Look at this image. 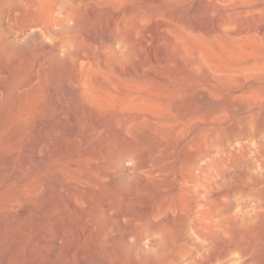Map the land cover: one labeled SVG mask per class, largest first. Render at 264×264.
<instances>
[{
    "label": "rangeland",
    "instance_id": "374dc122",
    "mask_svg": "<svg viewBox=\"0 0 264 264\" xmlns=\"http://www.w3.org/2000/svg\"><path fill=\"white\" fill-rule=\"evenodd\" d=\"M201 1L161 0L164 15L140 8L120 30L113 15L143 1L0 0V264H264V0ZM103 33L120 41L98 44ZM102 60L140 71L143 100L122 110H139L152 122L144 133L163 136L99 185L88 178L100 159L84 154L98 143L80 92L83 69L96 74ZM68 127L83 137L71 143L79 167L35 159ZM108 194L119 212L139 205V242L107 240L119 230L107 223Z\"/></svg>",
    "mask_w": 264,
    "mask_h": 264
},
{
    "label": "bare ground",
    "instance_id": "6f19581e",
    "mask_svg": "<svg viewBox=\"0 0 264 264\" xmlns=\"http://www.w3.org/2000/svg\"><path fill=\"white\" fill-rule=\"evenodd\" d=\"M144 2L145 5L141 6V7H134L131 9H127L122 11L121 13H116L113 15L112 20H111V24L113 27L117 28V29H124L125 25L128 23V21H130L135 14L140 12V8L142 9V13L145 14L146 16H150L151 18L156 16L157 14L159 15V13H162L163 15L167 12L166 8H162L160 5L161 0H141ZM203 0L200 3L204 4ZM233 1V0H232ZM231 1V2H232ZM164 3V1H163ZM218 3V2H217ZM263 10V9H262ZM56 11L52 10L51 12H49V14L47 15L48 18L51 17V19L53 18V13ZM264 12V11H263ZM161 14V16H162ZM169 14V13H168ZM140 15V13L138 14ZM157 15V16H158ZM143 16V15H142ZM170 16V15H169ZM168 16V17H169ZM139 18V17H138ZM141 18V17H140ZM130 19V20H129ZM150 19V18H149ZM147 20V19H146ZM151 20V19H150ZM159 20V19H158ZM42 23H45L44 19L40 20ZM148 21V20H147ZM189 22V20H187ZM182 22V20H181ZM158 23V22H157ZM179 24V23H178ZM231 24V23H230ZM109 25V26H110ZM164 25V24H163ZM171 25V23H170ZM170 25H166L165 28H169L170 29ZM181 25V24H179ZM109 26L106 25V29H109ZM161 26V24H160ZM173 26V25H171ZM176 26V25H175ZM156 25H153V29L157 30ZM178 27V26H177ZM199 29L202 31H208V29H206V27H202L199 26ZM161 28V27H160ZM164 28V27H163ZM183 28V27H182ZM191 29V27H189ZM220 28V27H219ZM168 29V30H169ZM185 29V28H184ZM190 29L188 31H190ZM212 29V28H211ZM162 30V29H161ZM210 30V29H209ZM221 30V29H220ZM223 30V29H222ZM261 30V29H260ZM193 31V30H192ZM171 32V31H170ZM187 32V31H186ZM197 32V31H196ZM212 32V30L210 31ZM188 33V32H187ZM198 33V32H197ZM200 33V32H199ZM207 33V32H206ZM209 33V32H208ZM195 34V31H194ZM219 34V33H218ZM224 34V33H223ZM222 34V35H223ZM246 34V33H245ZM249 34V33H248ZM199 35V34H198ZM233 36V35H232ZM94 37V36H93ZM135 37V36H134ZM200 37V36H199ZM259 37V36H258ZM263 37V36H262ZM180 38V37H179ZM247 38V37H246ZM260 38V37H259ZM264 38V37H263ZM95 41H97L98 44L103 43L104 41H108L109 44L113 43L115 40L116 41H120V37L119 36H115L112 37L110 35V33H103L101 37H95L94 38ZM207 40V39H206ZM264 40V39H263ZM182 41V40H181ZM263 42V41H262ZM184 44V43H183ZM101 46V45H100ZM199 46V45H198ZM138 48V47H137ZM144 48V47H143ZM202 48V47H201ZM135 50H136V46H135ZM183 50V49H182ZM142 52V51H141ZM182 52V51H181ZM139 53V52H138ZM203 53V52H202ZM203 56V55H202ZM201 56V57H202ZM200 57V56H199ZM92 59V58H91ZM112 59V58H111ZM200 59V58H199ZM109 60V59H107ZM193 60V59H192ZM203 60V58H202ZM84 61V60H83ZM82 61V63H84ZM87 61V60H86ZM198 61V59H197ZM91 62V61H90ZM89 62V63H90ZM200 62V60H199ZM205 62V60H204ZM105 60H102L101 63H99V66L97 68V72L96 74H90V72L92 70H90L88 67L83 69V72H85L90 79L89 83L85 84V80L82 82L85 85L81 88V96L83 98V100L88 104V113L86 115L85 118V123L87 125V127L89 128V133H88V141H90V143L92 144V142L98 143V147H96V149H90L86 150V152L84 154H87V156H91L93 154L97 155L99 157V161L95 162L92 161L91 165H90V172L91 174L88 175V178H92L93 180H95L99 185H101L102 181L104 180H109L112 177L111 171H115L123 162H128L131 164H136L137 162V156L140 153V151H142L143 149H145L144 147L147 148L148 143L151 146V144L153 143V145L159 141L161 138H157V135L155 134H145L144 133V127L146 126V124L150 125L149 121H146L147 118H145L142 113L139 110H136L132 113H126L125 111H123L122 109L126 108L127 106L130 107L131 104L132 105H139L141 103V100H143V95H142V90H141V84H140V71H135V72H124V70H120L118 68H115V66H108V63ZM113 64V63H112ZM257 64V63H256ZM111 65V64H110ZM140 65V64H139ZM201 65V64H199ZM203 65V64H202ZM255 65V64H253ZM258 65V64H257ZM81 66V65H79ZM93 66V65H92ZM141 66V65H140ZM198 66V65H197ZM96 67V66H94ZM93 67V68H94ZM139 67V66H137ZM142 67V66H141ZM199 67V66H198ZM206 67V66H205ZM81 68V67H80ZM91 68V67H90ZM140 68V67H139ZM209 68V67H208ZM247 68V67H246ZM249 68V67H248ZM253 68V67H252ZM256 68V67H254ZM260 68V67H259ZM122 69V68H121ZM142 69V68H141ZM140 69V70H141ZM210 69V68H209ZM245 69V68H244ZM80 70V69H79ZM133 70V69H132ZM253 70V69H252ZM78 71V68H77ZM95 71V68L93 70V72ZM134 71V70H133ZM223 72V71H222ZM81 73V72H80ZM210 73V72H209ZM224 73V72H223ZM234 73V72H233ZM220 74V73H219ZM82 75V74H81ZM204 75V74H203ZM213 75V74H212ZM200 76V75H199ZM228 76H231L228 74ZM86 77V76H85ZM84 77V78H85ZM187 77V76H186ZM184 76V78H186ZM217 78V77H216ZM82 79V78H81ZM211 79V78H210ZM136 81L135 87L130 89L127 88L126 86L129 84V81ZM76 81V80H75ZM192 81V79H191ZM214 82V81H213ZM76 84V82H75ZM78 84V83H77ZM81 84V83H80ZM127 84V85H126ZM133 84V83H132ZM130 85V84H129ZM195 85V84H194ZM75 86V85H74ZM133 86V85H132ZM185 86V85H184ZM191 88V86H190ZM237 88V87H236ZM77 89V88H76ZM188 89V88H187ZM250 89V88H249ZM254 89V88H253ZM151 90V89H150ZM192 90V89H191ZM194 90V89H193ZM245 92V91H244ZM247 92V91H246ZM78 93V94H80ZM172 93V92H171ZM189 93V92H188ZM220 93V92H219ZM213 94V93H212ZM245 94V93H244ZM180 95V94H179ZM178 95V96H179ZM202 95V94H201ZM205 95V94H204ZM223 95V94H222ZM246 95V94H245ZM243 95V96H245ZM170 96V95H169ZM196 96V95H195ZM219 96V95H218ZM241 96V95H240ZM202 97V96H201ZM199 98V97H198ZM217 98V97H216ZM220 98V97H218ZM232 98V96H231ZM238 98V97H237ZM185 99V98H184ZM171 100V99H170ZM183 100V99H182ZM234 100V99H233ZM194 101V100H193ZM144 102V101H143ZM167 102V101H166ZM171 102V101H170ZM59 103V102H58ZM146 103V102H144ZM185 103V102H184ZM190 103V102H189ZM196 103V102H195ZM112 104H116L119 105V107L121 106V111L117 112L114 109H112ZM143 104V103H142ZM188 104V103H187ZM192 104V103H191ZM190 105V104H189ZM193 105V104H192ZM115 106V105H114ZM141 106V105H140ZM181 106V105H180ZM85 107V106H84ZM138 107V106H137ZM131 108V107H130ZM165 108V107H164ZM177 108V107H176ZM86 109V108H85ZM120 109V108H119ZM159 109V107H158ZM168 109V108H166ZM187 109V108H186ZM141 110V109H140ZM185 110V109H184ZM133 111V110H132ZM178 113V112H177ZM185 113V112H184ZM197 113V112H196ZM152 114V113H151ZM198 114V113H197ZM194 115V114H191ZM158 116V115H156ZM162 116V115H161ZM176 116V115H175ZM173 116V117H175ZM188 116V115H187ZM190 117V116H188ZM176 118V117H175ZM200 118V117H198ZM196 117V119H198ZM72 119H75L72 117ZM84 119V118H83ZM150 119V118H149ZM191 119V118H190ZM194 119V118H193ZM191 119V120H193ZM204 119V118H203ZM253 119V118H252ZM76 120V119H75ZM148 120V119H147ZM184 121V120H183ZM200 121V120H199ZM75 122V121H73ZM148 122V123H147ZM205 122V121H204ZM146 123V124H145ZM81 126V125H80ZM84 126V125H83ZM82 126V127H83ZM154 126V124H153ZM162 126V125H161ZM86 127V126H85ZM184 127V126H183ZM60 129V127H57V129ZM66 128V127H65ZM154 128H156L154 126ZM58 129V130H59ZM55 130V131H56ZM58 130L56 132H58ZM84 130V129H83ZM159 131V128L157 129ZM168 130V129H167ZM166 130V131H167ZM181 130V129H180ZM178 130V131H180ZM54 131V132H55ZM157 131V132H158ZM165 131V132H166ZM52 132V131H50ZM183 132V131H182ZM207 132V131H206ZM169 133V132H168ZM179 133V132H178ZM177 133V135H178ZM201 133V132H200ZM171 134V132H170ZM175 134V133H174ZM205 134V133H204ZM49 135V134H48ZM47 135V136H48ZM63 139L64 140L63 144L60 146L58 145L57 139H56V135L55 133H51L49 135L48 138H46V141L44 142L43 147H46L47 153L45 154L46 156L43 155V157H45L44 159L41 157V154L43 153H35V159H37L38 161H45L48 164H54V163H59L62 159H65L67 161H71V162H76L77 163V158H78V154L77 152L75 153V150L71 147V143L73 141H76L77 137L79 139H83L82 136H80V133H78V129H76L75 127H68V129H66V131L64 130V134H63ZM166 136V134H164ZM199 134L198 136L200 137ZM168 136V134H167ZM166 136V137H167ZM203 136V135H202ZM76 137V139L74 140V138ZM165 137V138H166ZM197 137V136H196ZM204 137V136H203ZM78 139V140H79ZM118 139H124L130 143H133V146L127 150L124 154H114L110 145L118 140ZM168 139V138H167ZM205 139V137H204ZM164 140V139H163ZM166 140V139H165ZM146 141L148 143H146ZM167 141H171L170 139ZM176 141V140H174ZM174 141L172 140L171 143H174ZM155 142V143H154ZM190 142V141H189ZM187 142V143H189ZM203 142V141H202ZM201 142V144H202ZM205 142V141H204ZM62 143V142H61ZM94 143V144H95ZM147 144V145H145ZM159 144V143H158ZM158 144H156L158 146ZM170 144V143H169ZM191 144V143H190ZM205 144V143H204ZM155 145V146H156ZM160 145V144H159ZM194 145V144H193ZM196 145V142H195ZM188 146V145H187ZM42 147V148H43ZM161 147V146H160ZM166 148V146H164ZM172 147V146H171ZM170 146L168 148H171ZM188 147H192V146H188ZM41 148V146H40ZM92 148V147H91ZM152 148V147H151ZM163 148V149H165ZM76 149V148H75ZM162 149V147H161ZM42 150V149H41ZM41 150H37L39 152H41ZM45 150V149H44ZM59 150V151H58ZM84 150V148H83ZM158 150V149H156ZM174 150V149H172ZM36 151V150H35ZM43 151V150H42ZM58 151V152H57ZM162 151V150H161ZM164 151V150H163ZM167 151V150H166ZM170 152H172L171 150H169ZM57 152V153H56ZM160 152V151H159ZM174 152V151H173ZM172 152V153H173ZM163 152H161L162 154ZM165 153V151H164ZM80 154V153H79ZM153 154V152L151 153V155ZM166 154V153H165ZM169 154V153H168ZM157 155V153H156ZM148 156V155H147ZM164 155H162L161 157H163ZM166 156V155H165ZM149 157V156H148ZM152 158H154L153 156H151ZM194 158V156H193ZM198 158V157H197ZM98 159V158H97ZM163 159V158H162ZM160 159V160H162ZM203 159V158H202ZM36 160V161H37ZM166 160V159H164ZM66 161V163H67ZM152 161V160H151ZM202 161V160H201ZM26 162V161H24ZM32 162V161H31ZM195 162V161H194ZM60 163H63L60 162ZM59 163V164H60ZM151 163V162H150ZM31 164V163H30ZM72 164V163H71ZM75 164V163H74ZM194 164V163H192ZM185 165V164H184ZM22 166V165H21ZM76 166V165H75ZM182 166V164H181ZM205 166V165H204ZM23 167V166H22ZM79 167V165H78ZM153 167V166H152ZM187 169L189 167H186ZM204 168V167H202ZM32 169V168H31ZM52 169V168H51ZM64 170V168H62ZM86 169V168H85ZM191 169V168H190ZM189 169V170H190ZM206 169V168H205ZM54 170V169H53ZM162 170V168H161ZM160 170V171H161ZM202 170V169H201ZM28 171V170H27ZM51 171V170H50ZM164 171V170H162ZM170 171V170H169ZM204 171V170H203ZM202 171V172H203ZM52 172V171H51ZM166 172V171H165ZM168 172V171H167ZM174 172V171H173ZM170 173V172H169ZM171 174V173H170ZM87 175V174H86ZM172 175V174H171ZM177 175V170H175L174 175ZM87 177V176H85ZM84 177V178H85ZM72 178V177H71ZM65 179V178H63ZM56 181V180H55ZM73 181V180H72ZM56 183V182H55ZM89 183V182H88ZM93 183V182H92ZM101 183V184H100ZM58 184V183H56ZM59 185V184H58ZM57 186V185H56ZM61 185H59L58 187H60ZM100 188V187H99ZM66 190V189H65ZM100 193V192H99ZM69 195V194H68ZM104 209L106 211V214H108V218H107V223L110 224V229H122L121 232H119V230H117L116 232V236L115 237H111L112 239H108L109 235L107 234V240H110V242L112 244L115 243H125L127 244L129 241H133L134 243L139 242L138 240L141 237V231L140 229H138V225L140 222H142V218L144 216V213L142 211H140L139 205L138 208L133 206L132 208L129 207L128 203L125 204V208L123 212H119L116 210V208L113 207V204L115 203L113 197L108 194L105 195V199H104ZM159 210V209H158ZM177 211V210H176ZM180 211V210H179ZM145 212V211H144ZM117 226V227H116ZM116 227V228H115ZM112 230V231H113ZM107 233V232H106ZM110 233V231H109ZM115 233V232H114ZM82 237H83V241L86 240L87 238V234L82 231L81 233ZM111 235V234H110ZM112 236V235H111ZM130 243V242H129ZM107 245H109L107 243ZM123 245V244H122ZM128 245V244H127ZM134 245V244H133ZM37 246V245H36ZM129 246V245H128ZM58 247V246H57ZM126 247V246H125ZM135 247V246H134ZM42 250L45 251L44 247L41 246ZM129 249V248H128ZM127 250V249H126ZM128 251V250H127ZM48 252V251H47ZM132 254V253H131ZM53 255V254H51ZM56 255V254H55ZM72 258V257H71ZM38 260V259H37ZM43 260V259H42ZM71 260V259H70ZM73 260V259H72ZM90 260V259H88ZM103 261V260H102ZM32 262V261H31ZM75 262V261H73ZM36 263V262H35ZM75 264V263H74ZM88 264V263H87ZM101 264V263H100ZM103 264V263H102Z\"/></svg>",
    "mask_w": 264,
    "mask_h": 264
}]
</instances>
